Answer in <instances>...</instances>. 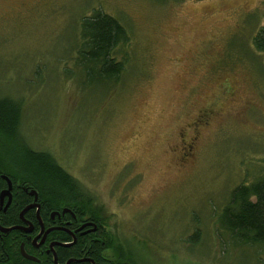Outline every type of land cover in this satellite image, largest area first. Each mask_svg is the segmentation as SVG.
Returning a JSON list of instances; mask_svg holds the SVG:
<instances>
[{
  "label": "rangeland",
  "instance_id": "rangeland-1",
  "mask_svg": "<svg viewBox=\"0 0 264 264\" xmlns=\"http://www.w3.org/2000/svg\"><path fill=\"white\" fill-rule=\"evenodd\" d=\"M97 9L129 36L117 80L77 62ZM263 23L264 0H0V97L92 196L115 261L120 240L133 264H264L219 225L231 188L264 175Z\"/></svg>",
  "mask_w": 264,
  "mask_h": 264
},
{
  "label": "trees",
  "instance_id": "trees-1",
  "mask_svg": "<svg viewBox=\"0 0 264 264\" xmlns=\"http://www.w3.org/2000/svg\"><path fill=\"white\" fill-rule=\"evenodd\" d=\"M79 35L81 43L77 62L83 66L85 73L90 74L94 69L102 79L117 80L127 58L124 55L122 61L116 60L113 53L117 46L128 44L129 36L124 26L111 15L97 9L89 16L82 17ZM252 43L256 50L264 52V23L257 29ZM20 115L21 108L18 102L6 96L0 97V135L5 140L1 144V149L2 146H7L8 141H18L15 142L18 144L15 150H2L7 159H11L16 167L31 175L45 191L53 194L58 202L67 201L72 204V198L82 192L81 206L87 205L92 209L94 207L92 196L75 178L69 175L49 153L33 150L26 144L19 131ZM17 208L13 207L7 212L8 218H0V224L13 223ZM219 225L238 241L264 246V175L251 182L242 181L231 188L219 213ZM108 239L106 246L111 248L113 236L109 235ZM10 248V253H14ZM96 248L99 246L93 247L95 250ZM71 249L64 248L58 255L61 259L72 255ZM3 253L0 246L2 258ZM118 258L124 259L125 264H133L132 250L125 249L121 243L117 249ZM74 260L78 262L73 264H90L86 259ZM3 262L7 264L6 261Z\"/></svg>",
  "mask_w": 264,
  "mask_h": 264
},
{
  "label": "flooded vegetation",
  "instance_id": "flooded-vegetation-1",
  "mask_svg": "<svg viewBox=\"0 0 264 264\" xmlns=\"http://www.w3.org/2000/svg\"><path fill=\"white\" fill-rule=\"evenodd\" d=\"M183 141L187 149L191 147V142ZM7 189L9 194L0 197V218H8L7 212L18 208L13 223L0 224L2 228H11L0 229V246L4 252L1 264L3 261L7 264H55L54 259L56 264L78 262L74 259H86L90 264H124L119 258L115 261L106 246L110 233L105 231V216L99 210L81 206L82 192L73 195L72 204L58 202L11 159L0 164V193ZM94 246L99 248L95 250ZM9 248L14 253H10ZM64 248H72L73 254L61 259L58 253Z\"/></svg>",
  "mask_w": 264,
  "mask_h": 264
},
{
  "label": "water",
  "instance_id": "water-1",
  "mask_svg": "<svg viewBox=\"0 0 264 264\" xmlns=\"http://www.w3.org/2000/svg\"><path fill=\"white\" fill-rule=\"evenodd\" d=\"M4 194H9L8 189L2 191V192L0 193V197L2 198V196H3ZM0 229H1V231H7L8 229H11V228H2V227H0ZM54 263L56 264V260H55V259H54Z\"/></svg>",
  "mask_w": 264,
  "mask_h": 264
}]
</instances>
